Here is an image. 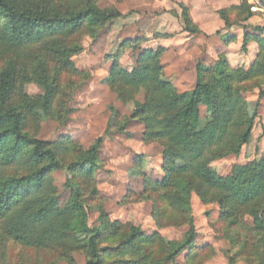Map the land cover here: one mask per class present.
<instances>
[{"label":"rangeland","instance_id":"374dc122","mask_svg":"<svg viewBox=\"0 0 264 264\" xmlns=\"http://www.w3.org/2000/svg\"><path fill=\"white\" fill-rule=\"evenodd\" d=\"M240 1L13 0L19 10L32 14L68 15L89 2L110 14L103 24L87 21L76 32L65 30L42 42L20 46L4 39L7 19L0 15V87L4 76L12 83L4 109L23 115L25 132L30 137L60 140L63 147L59 159L64 167L81 161L84 152L102 138L99 167L93 175L75 172L72 181L79 185L82 196H89V226L110 225V235L100 243V247L109 248L103 252L107 254L104 264L140 256L146 257L142 264H231L230 258L232 264H252L256 246L252 238L260 237L262 241L257 245L264 253V228H255L251 223L256 221L254 212L264 220V195L239 211L246 223L234 225L230 221L236 217L227 216L220 203L223 192L204 186L189 172H172V179L165 178L164 152L169 142L148 138L144 124L132 116L143 101L144 91L133 99L122 95L120 85L106 79L111 56L120 52V64L131 69L139 51L157 48L160 41L154 35L165 32L175 35L170 41V60L173 64L180 62V69L174 71L184 74V88L193 82L191 70L200 60L212 63L218 54L227 55L230 49L229 63L233 69L239 67V46L232 44L227 49L222 42L226 28L218 10ZM184 7L204 33L197 36L184 31ZM244 87V104L233 122L239 124L230 130L225 143L206 154L223 175L234 164L264 156V98L260 99L258 113L252 103L264 90V77ZM251 118L248 142L235 154ZM110 119L113 124L107 134ZM28 152L26 149L23 156ZM36 168L23 163L0 166V180L23 176ZM66 176L67 171L60 169L51 172L48 179L61 206L71 202L72 189ZM169 195L178 201L176 207L166 199ZM79 218L70 215L67 219L69 227V220L72 222L70 237L46 247L8 238L0 219V264H87L88 239L80 231ZM134 228L145 236L155 234L153 239L138 243L136 254L131 253L129 243L122 244ZM181 246L185 249L169 261Z\"/></svg>","mask_w":264,"mask_h":264},{"label":"trees","instance_id":"16d2710c","mask_svg":"<svg viewBox=\"0 0 264 264\" xmlns=\"http://www.w3.org/2000/svg\"><path fill=\"white\" fill-rule=\"evenodd\" d=\"M250 13V5L246 1L219 10L228 27L248 19ZM0 15L7 19L4 39L16 46L42 42L65 30L76 32L87 21L91 24H103L110 17L109 12L90 2L72 14L61 15L21 11L13 0H0ZM183 17L186 29L197 32L186 7ZM163 36L159 33L154 35L155 38ZM248 36L249 34L242 45L244 51L248 50ZM254 39L259 44V53L252 64L233 69L225 54H220L210 64L199 62L196 83L190 90L180 91L172 79L164 75L163 56L166 49L163 46L141 49L134 67L130 70L120 64L121 55L117 52L111 56L112 63L106 78L110 84L120 85L122 95L130 98L134 99L141 90L144 91L143 101L137 105L132 116L144 124L148 138H163L169 142L164 152L163 167L167 171L165 178L172 179V172H189L204 186L223 192L220 203L227 216L236 217L230 221L234 225L246 223L241 219L239 211L264 195V156L259 160L234 164L230 172L223 175L212 166L211 159L206 158V154L214 146L225 143L230 130L239 124L233 122L244 104L245 83L264 77V38ZM11 89V80L4 76L0 87V166L23 163L37 168L23 176L0 180V219H3L5 234L8 238L26 245L46 247L54 241L70 237V233H73L72 222L69 220V227L67 219L70 215H77L82 225L80 231L88 239L87 264H104L103 257L107 254L103 252L107 247H100V243L104 237L110 235V225L89 226V196H82L79 185L72 181L75 172L93 175L99 167L102 138H98L84 152L81 161L64 167L59 159V149L62 146L60 140L44 141L30 137L25 132L23 115L17 110L4 109L3 103ZM263 98L264 90L260 92L259 99L252 102L255 113H258L260 99ZM112 124L110 119L107 134ZM252 127L253 118L246 125L239 146L233 153L237 154L248 142ZM10 140L13 142L8 144ZM24 149L29 151L26 156H23ZM60 169L67 171L66 183L72 189L71 202L63 206L59 204V198L48 181L51 172ZM70 177L72 178L69 182ZM94 192L97 193L96 190ZM166 199L173 206H177L178 201L172 199V196H166ZM254 214L256 221L251 223H254L255 228L263 229L264 220L260 213ZM154 237L155 234L145 236L134 228L128 240H124L122 244L129 243L131 253L136 254L138 243ZM247 239H255L252 241L256 244L252 264H264V253L257 245L262 238ZM183 249L185 247L181 246L168 260H172ZM240 253L243 254H237ZM145 258L140 256L135 260H118L115 263L142 264L141 260ZM232 261L233 258H230L231 264Z\"/></svg>","mask_w":264,"mask_h":264},{"label":"crops","instance_id":"0c3cea01","mask_svg":"<svg viewBox=\"0 0 264 264\" xmlns=\"http://www.w3.org/2000/svg\"><path fill=\"white\" fill-rule=\"evenodd\" d=\"M245 1L250 5V12H251L250 16L248 17V19L243 20L240 23L234 24L230 27L226 26L225 21L220 16L219 10H221V9L218 10V14L221 17L222 21L224 22V27L226 28L225 36L221 37L222 42L227 45V49H229L232 46V44H237L239 46L238 54L240 55L239 56L240 62H241L240 66H242L243 64L249 66L250 64H252L256 60L258 53H259V44L254 39V37L264 38V0H241L238 3L231 4L227 8H231L232 6L240 5L241 3L245 2ZM257 1H261L262 2L261 5H258ZM252 6L257 7V10L252 11L251 10ZM222 9H224V8H222ZM188 14H189V17H190L193 25L195 26V28L198 29L197 32H192L191 34L197 35L198 33H201V34L204 33V32H202L203 29L197 24V22L192 19V16H191L189 10H188ZM184 31H186V32L188 31L186 29V25H185ZM159 34H161L162 36L168 35V36H163V37L157 38L160 41L158 46H163L166 49L164 56H163V63L165 66L164 67V75L167 77H170L172 79L174 85L180 91H186V90L192 89L196 83L198 63L199 62H203L206 64H210V63H208L207 61H204V60H200V61L196 62L193 70H191L193 82L188 85V86H190L189 88H184V85H183L184 84V82H183L184 74L174 71L175 69H177V71H178V69H180V62L177 61L175 64H173L172 62L174 60H170V56L172 55L171 54L172 53V50H171V45H172L171 43L172 42H170V41L174 39L175 35H174V33H171V32H165V33H159ZM247 34H249V36H248V39H249L248 50L244 51V50H242V45L244 43V40H245ZM197 36H199V35H197ZM227 52H228L227 55L226 54L225 55L229 59L230 49H229V51L227 50ZM220 54H223V53H220ZM220 54H218L217 59L219 58Z\"/></svg>","mask_w":264,"mask_h":264},{"label":"built area","instance_id":"2783aa9c","mask_svg":"<svg viewBox=\"0 0 264 264\" xmlns=\"http://www.w3.org/2000/svg\"><path fill=\"white\" fill-rule=\"evenodd\" d=\"M251 10H252V11H255V10H257V7L252 6V7H251Z\"/></svg>","mask_w":264,"mask_h":264}]
</instances>
